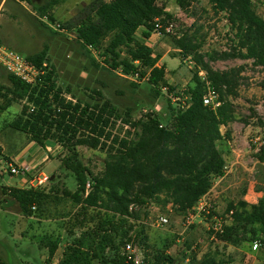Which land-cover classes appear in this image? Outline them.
Returning <instances> with one entry per match:
<instances>
[{
	"label": "trees",
	"instance_id": "16d2710c",
	"mask_svg": "<svg viewBox=\"0 0 264 264\" xmlns=\"http://www.w3.org/2000/svg\"><path fill=\"white\" fill-rule=\"evenodd\" d=\"M14 1L34 6L40 16L55 23L52 11L62 0H48L41 7L35 0ZM207 1L215 15L226 16L229 41L237 56L264 71V18L255 9L257 0ZM176 2L181 10H188L200 0ZM172 19L159 0H94L61 28L73 34L85 51L91 47L105 69L120 71L126 77L138 74L139 81L147 79L158 96L164 87L172 93L175 89L167 85V68L158 66L160 58L154 56L147 42L156 32V21L166 26ZM202 31L201 26L194 25L181 35H166L176 52L174 58L180 56L195 67L183 92V99L189 100L176 109L169 105L172 119L166 127L156 114L134 120L131 110L122 113L99 91H94L98 98H91V102L78 100L70 89L63 91L47 47L27 56L38 68L47 64L34 86L8 75L11 86L0 87V103L7 100V108L17 102L26 104V111L8 127L29 136L41 148L53 143L65 150L62 166L77 181L75 192L62 191V199L70 200L77 212L60 264H135L125 252L127 244L149 251L142 256L143 264H177L170 254L151 250L143 230L131 234L142 210L150 206L163 211L169 208L183 217L225 175L227 161L218 144L231 140L230 127L237 119L232 100L238 97L243 69L215 70L201 52L205 42ZM200 72L205 73V80L199 77ZM207 83L219 95L221 105L216 110L204 104ZM119 123L130 128L123 137L114 135ZM79 148L106 153L100 174L94 175L81 162ZM88 184L91 189L87 193ZM58 192L55 187L9 190L26 218H32L34 211ZM231 212V220L223 234L216 235V241L233 247L258 242L259 262L264 264V197L257 204L244 200L229 203L225 213ZM76 229L84 233L78 236ZM56 251L57 246L52 245L50 255ZM200 264L233 263L220 259L217 252H208Z\"/></svg>",
	"mask_w": 264,
	"mask_h": 264
},
{
	"label": "rangeland",
	"instance_id": "374dc122",
	"mask_svg": "<svg viewBox=\"0 0 264 264\" xmlns=\"http://www.w3.org/2000/svg\"><path fill=\"white\" fill-rule=\"evenodd\" d=\"M2 1L0 0V5ZM47 1L35 0V4L41 7ZM93 1L62 0L52 11L56 20L53 23L40 16L34 6L6 0L0 11V41L24 57L38 54L47 47L48 58L57 73L58 85L63 91L70 89L78 100L91 102V98H98L94 91H99L105 100L122 113L131 110L134 120L156 114L163 119L162 125L168 126L172 119L169 105L174 109L179 107V101L174 98L182 96L191 80V72L195 71L194 65L183 61L180 56L174 58L176 52L170 37L163 36L155 38L149 44L155 57L166 56V83L175 92L161 90L160 95L156 96L147 80H133L120 71L105 69L103 60L97 53L85 51L73 34L58 29V25L62 26L77 18ZM159 5L164 6L172 16L169 23L174 24V33L181 35L194 25L203 28L205 42L201 52L215 70L243 69L238 97L232 100L237 118L230 127L232 137L230 141L224 140L218 144L225 154L229 172L216 189V193L221 194V198L215 203L216 213L224 218L229 203L244 200L249 204H257L264 197V147L253 142L255 138L264 142V71L254 67L251 61L237 56L229 41L231 32L226 16L215 15L207 0H200L188 10H181L176 0H159ZM255 9L264 18V0H257ZM10 86L8 74L0 66V87ZM6 104L7 100L0 103V264H60L71 241L68 229L77 212L70 200L62 199V191L66 189L75 192L77 181L62 166L67 152L53 143L46 144L50 150L47 154L49 159L44 163L40 162L29 175V180L9 174L10 162L14 164L17 162L15 159L21 157L22 160L28 159L27 155H33L34 152H25L29 147L27 143L31 141L29 136L8 127L26 111V104L17 102L9 108ZM128 130L129 127L119 123L114 135L123 137ZM226 130L223 128L222 132L226 133ZM78 151L81 162L91 173L98 175L104 170L106 153L87 148H79ZM41 173L49 178L42 187H55L59 192L58 195H52L46 205L36 209L32 218H26L9 190L29 189L28 182ZM161 216L170 219L168 227H156V221ZM115 222L122 224L119 219ZM182 222L183 217L169 208L163 211L150 206L140 212V220L133 225L134 232L131 236L143 230L149 238L151 250L170 254L177 264H200L208 252H217L220 259L233 264H260L259 251L253 253L251 244L233 247L217 242L210 235L205 219L197 220L195 226L188 231L183 230ZM82 233L84 230L75 231L78 236ZM52 245L57 246L53 257L50 255ZM140 251L141 257L146 252L149 254L144 248Z\"/></svg>",
	"mask_w": 264,
	"mask_h": 264
},
{
	"label": "built area",
	"instance_id": "2783aa9c",
	"mask_svg": "<svg viewBox=\"0 0 264 264\" xmlns=\"http://www.w3.org/2000/svg\"><path fill=\"white\" fill-rule=\"evenodd\" d=\"M156 32L154 35L156 37L162 38L166 35H171L175 31L174 24L168 23L166 26H163L161 22L156 21L155 22ZM58 29L62 32H65L61 28V25H58ZM90 51H93V49L90 47ZM189 64H192V62L189 61ZM0 66L4 71L11 76H14L15 78L19 79L23 83L34 86L38 79L44 75L45 68H47V64L44 63L42 68H38L33 62L29 61L27 57H24L15 51L9 49L7 46H5L0 41ZM199 77H201L203 80L206 79V75L204 72L199 73ZM133 80H139V75L135 74L134 76L130 77ZM147 80V79H145ZM168 88L164 87L162 88V91H167ZM169 92V91H168ZM175 100L179 101V106L185 105V100H189L188 97L182 96H176L174 98ZM204 104L206 107L216 110L220 105L219 101V95L218 93L210 87V85L207 83V90L203 97ZM146 114L148 112H145ZM260 138H255L253 140L254 143H259L261 147H264V142L261 141ZM9 174L11 176H22L25 178V181L28 179L29 175L33 172V169L29 165H17L10 162L8 164ZM229 175L227 165L225 167V175L224 177L218 179L215 181L213 188L211 191L204 196L198 204L190 210L187 214L183 216V222L182 227L184 231H188L192 227L195 226L197 220L199 219H205L208 223V231L213 233V238H216V235L223 234L224 227L229 223L232 217V212L228 215H226L224 218L220 217L216 213L215 203L216 201L221 198V194L219 192L216 193V189L219 185L225 180V178ZM29 180V179H28ZM49 181L48 176L46 174H40L37 178H34L33 180L29 181L28 184L30 188L37 189L39 187H42ZM91 185L88 184L87 186V193L90 191ZM170 225V219L167 216H161L156 221V227L157 228H165ZM261 249V245L258 242H254L252 244V252L257 253ZM125 252L128 255L129 260L133 261L135 264H143L142 257L140 256L139 249L134 246L133 244H127L125 247Z\"/></svg>",
	"mask_w": 264,
	"mask_h": 264
},
{
	"label": "crops",
	"instance_id": "0c3cea01",
	"mask_svg": "<svg viewBox=\"0 0 264 264\" xmlns=\"http://www.w3.org/2000/svg\"><path fill=\"white\" fill-rule=\"evenodd\" d=\"M5 2H6V0L2 1L1 5H0V11L2 10V7H3ZM155 38H157V37L153 34L147 42V46H149L152 50H153V48L149 43H151V41H153ZM165 60H166V56L161 57L158 66H163V65L165 66V62H164ZM27 144H28L27 146H29V147L27 148V151L25 150V152L31 153L33 151L34 154L33 155H27L29 157H28V159H25V160H22V157L15 159V161H17L15 163L17 165H20V166L21 165H29L34 171L36 167H38L41 163H44L49 159L47 154L50 152V150L47 147L41 148L32 141H30ZM41 174H45V173H41Z\"/></svg>",
	"mask_w": 264,
	"mask_h": 264
}]
</instances>
